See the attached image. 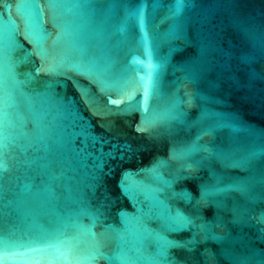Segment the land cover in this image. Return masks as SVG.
<instances>
[{"label": "water", "instance_id": "obj_1", "mask_svg": "<svg viewBox=\"0 0 264 264\" xmlns=\"http://www.w3.org/2000/svg\"><path fill=\"white\" fill-rule=\"evenodd\" d=\"M0 264H264V0H0Z\"/></svg>", "mask_w": 264, "mask_h": 264}]
</instances>
